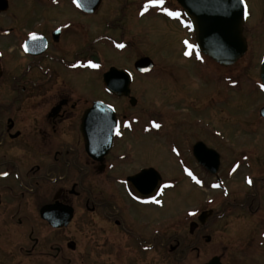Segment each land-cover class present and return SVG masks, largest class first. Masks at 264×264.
<instances>
[{
	"label": "flooded vegetation",
	"instance_id": "obj_1",
	"mask_svg": "<svg viewBox=\"0 0 264 264\" xmlns=\"http://www.w3.org/2000/svg\"><path fill=\"white\" fill-rule=\"evenodd\" d=\"M120 1L119 15L115 7L118 0L104 10L105 0H100L91 12L87 11L86 0H0V173H7L0 175V264H166L168 254L174 260L170 264H181L192 251L200 257L198 244L202 240L210 242L205 227L215 216V199L232 196L222 176L228 148L223 128L225 96L231 91L250 95L258 90L264 98L261 80L245 81L249 65L231 76L224 71L225 66L201 53L196 35L184 18L193 43L190 53L181 56L195 64L193 58L201 55L212 64L214 68L201 69L213 90L208 94L209 103L202 107L208 114H193L196 119L191 137L195 141H187V147L169 146L178 158L181 177L164 178L161 146H146L152 149L153 157L138 163L135 156L143 153L140 151L145 147L139 146L135 151L127 146L120 152L117 145L126 134L136 133L141 137H158L162 144V132L169 130L170 118L162 106L120 114L122 110L117 104L118 100H127L135 108L138 98L133 92H140L136 83L155 70V64L147 71L136 68L139 59L149 57L140 42L149 40L150 31L146 26H135L133 30L130 22L136 24L152 14L162 17V11L152 7L141 15L146 0ZM245 2L248 15L243 35L248 43L247 55L256 26L248 24L251 14L248 0ZM176 8L182 16L180 5ZM128 9L133 13L131 18L126 16ZM31 33L38 39L33 40ZM119 44L124 47H118ZM102 46L128 56L132 65L109 62L102 56ZM263 57L264 53L261 61ZM88 61L100 67H90ZM112 67L126 72V76L115 75L113 79L120 86L129 80V96L106 87L105 74ZM81 86L95 91L103 88L110 98L87 95L80 91ZM221 99L225 102H217ZM261 101L255 109L259 122L264 120V100ZM97 102L114 109L118 129L109 152L94 158L86 147L84 116ZM198 109L197 105L193 111L199 113ZM215 121L223 127L215 126ZM200 142L219 154L217 174L196 159L194 150ZM252 152V147L241 151L239 160L233 162L235 169L246 164ZM183 154H188V158ZM144 170L150 171L139 176ZM183 180L210 193L204 199L206 205L185 212L187 226L178 221L179 225L164 228L162 206L166 192ZM251 180L247 185L253 187L254 179ZM261 182L264 185V179ZM153 196L161 203L144 202ZM247 207L252 209L253 203L249 202ZM235 208L236 205L229 206L217 215H231ZM209 210L213 211L210 217L197 223L199 215ZM166 234L168 243L163 241Z\"/></svg>",
	"mask_w": 264,
	"mask_h": 264
},
{
	"label": "rangeland",
	"instance_id": "obj_2",
	"mask_svg": "<svg viewBox=\"0 0 264 264\" xmlns=\"http://www.w3.org/2000/svg\"><path fill=\"white\" fill-rule=\"evenodd\" d=\"M110 2H116V0H105L102 10L106 9ZM120 3L121 1L118 0L115 5L119 15ZM248 3L251 14L248 24L256 26L251 51L233 65L225 66L226 68L223 69L225 72H230L232 76L243 72L244 66L249 65L250 69L247 72L249 76L245 81L257 82L260 81V62L261 55L264 53V0H248ZM177 5V0H165L163 7L178 12ZM132 14L128 9L126 16L131 18ZM182 20L183 22H181ZM130 23L133 30L135 26L137 29L142 26L149 28V40L144 43H141L143 42L141 40L140 44L143 49H146L147 55L153 59L155 70L136 83V88H140V92H133L138 98L135 108L127 100H118L117 104L120 111L122 110L120 114L136 112L142 108L148 110L147 106L155 108L160 105L168 113L170 127L165 133L162 132V144L158 137H141L136 133L126 134L125 138L117 145L121 147L120 152L125 151L123 147L127 146H131L135 151L139 149V146L145 147L140 151L143 153L135 156L138 157L136 158L138 163L147 162L153 157V151H150L152 149L146 146H161L164 178L181 177L178 158L170 152L169 146L176 144L187 147L190 145L187 141H195V138L191 137L193 134L191 132L194 130V119H196L194 115L198 114L201 117L208 114L202 107L209 103L210 95L208 94L213 90V84L210 86V81L205 77L201 68L205 70V66L214 67L201 55L200 57L194 55L195 64L182 58L181 55L190 53L189 45L192 46L193 43L192 35L187 30L188 25L183 16L171 17L162 12V17L152 14L148 19H143L136 24ZM102 53V56H105L109 62L121 65L131 64L130 60L126 58L128 56L118 55L106 46H102ZM218 64L215 66L223 71ZM242 76L245 79L246 75ZM81 87V92H85L87 95L91 94L92 97L101 96L104 100L110 98L105 94L103 88L101 91L99 89L95 91L91 87ZM247 89L249 90V88ZM225 98L227 102V104L225 103L226 115L224 117L226 123L223 127L222 123L219 124L215 121V126L223 127L227 133L228 148L222 165V176L226 185L229 186L232 196L228 199L222 196L223 200L215 199V216L207 222L205 227V233L211 236L210 242L202 240L198 244L201 247L200 257H197L196 253L192 251L187 260H183L181 264H200L209 260L213 255L219 256L224 264H264V220H262L264 217V185L261 182V179H264V120L257 121L255 112L264 98L258 90H254L250 95L241 91H231L226 94ZM225 101L217 100L219 103ZM197 105L200 108L198 109L199 113L197 110L193 111ZM201 134V132L198 133V136L200 137ZM250 147L253 150L250 159L246 164L235 169L236 164L233 162L239 160L241 151ZM187 155L183 154V157L186 158ZM199 172L201 173V171ZM248 178L254 179L253 187L247 185ZM254 193H256L255 199L253 198ZM208 194L210 193L207 190H202L187 180H183L178 186L170 187L165 195V204L162 206V226L168 228L173 224L177 225L178 221L181 226H187L184 219L185 212L203 208L206 205L204 199ZM245 201L253 203L252 209L247 207L248 203L245 204ZM243 204L246 206H242ZM235 205V212L231 215L224 217L217 215L224 208L235 207ZM186 216L193 217L188 214ZM180 219L184 220L180 222ZM183 235H185L184 229ZM165 240L166 243L169 242V234L164 236L163 241ZM164 250L168 252L167 248ZM170 255L172 254L166 256V264L174 262Z\"/></svg>",
	"mask_w": 264,
	"mask_h": 264
},
{
	"label": "water",
	"instance_id": "obj_3",
	"mask_svg": "<svg viewBox=\"0 0 264 264\" xmlns=\"http://www.w3.org/2000/svg\"><path fill=\"white\" fill-rule=\"evenodd\" d=\"M78 2L80 0H77ZM185 15L190 19L196 34L199 50L222 66H230L241 59L248 50V43L243 35L245 22L244 4L240 0H177ZM84 2V0H83ZM100 0H86L87 11L95 10ZM154 62L150 57H143L136 62L141 71L150 70ZM126 76V72L112 67L105 74L106 87L119 95H130L129 80L124 85L114 84V76ZM260 78L264 84V58L261 63ZM86 124V147L92 157L105 155L114 144L118 128V118L114 109L102 102H97L88 109L84 116ZM194 154L200 165L217 174L220 166L219 154L204 146L201 142L195 146ZM150 170L142 171L139 176ZM204 211L198 217L204 223L212 214ZM197 223H192L196 225ZM206 264H222L219 256L213 257Z\"/></svg>",
	"mask_w": 264,
	"mask_h": 264
},
{
	"label": "snow or ice",
	"instance_id": "obj_4",
	"mask_svg": "<svg viewBox=\"0 0 264 264\" xmlns=\"http://www.w3.org/2000/svg\"><path fill=\"white\" fill-rule=\"evenodd\" d=\"M240 2L244 4L245 18H247V15H248L247 4H246L245 0H240ZM164 4H165V0H146V3L144 4L143 9H142V11H141V15H143L145 12H147L150 8H152V7H157V8H159L162 12L166 13L168 16H171V17H179V16H180V13H179V12H177V11H172V10H170V9L167 8V7H163ZM30 35H31V37H32L33 40L38 39V37L36 36L35 33H31ZM186 43H187V42H186ZM118 47L123 48L124 45H123V44H119ZM189 47H192V46L189 45ZM26 50H27V48H26ZM88 65H89L90 67H93V68H98V67H100L98 64H95V63H93L92 61H88ZM261 88H264V84L261 85ZM155 127L158 128V127H160V125H159V124H155ZM118 134H119V133H118ZM185 171L188 172V175H189V176H192V178H193L194 180H196L197 183H200V181H199V180H198V179L192 174L191 171H189L188 169H185ZM0 175H5V176H6L7 173H6V172H5V173H0ZM247 182H248L249 184H251V183H252V180H251L250 178H248ZM167 186H168V185H165L164 187H167ZM162 190H163V189H161V191H162ZM135 198H136V199H140L139 197H135ZM144 202H154V203H157V204L161 203V201L158 200L155 196L151 197V198H150V201H144ZM190 214L194 215L195 213H190Z\"/></svg>",
	"mask_w": 264,
	"mask_h": 264
}]
</instances>
